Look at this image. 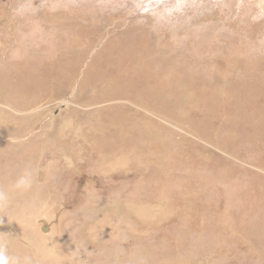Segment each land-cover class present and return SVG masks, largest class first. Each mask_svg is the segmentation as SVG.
<instances>
[{
	"label": "rangeland",
	"instance_id": "obj_1",
	"mask_svg": "<svg viewBox=\"0 0 264 264\" xmlns=\"http://www.w3.org/2000/svg\"><path fill=\"white\" fill-rule=\"evenodd\" d=\"M0 46V260L264 264V0H0Z\"/></svg>",
	"mask_w": 264,
	"mask_h": 264
},
{
	"label": "bare ground",
	"instance_id": "obj_2",
	"mask_svg": "<svg viewBox=\"0 0 264 264\" xmlns=\"http://www.w3.org/2000/svg\"><path fill=\"white\" fill-rule=\"evenodd\" d=\"M41 9V8H40ZM2 17V16H1ZM20 18V17H19ZM26 19V18H25ZM46 25V24H45ZM117 27V26H116ZM26 30V29H25ZM146 33V32H145ZM62 35V34H61ZM82 40V39H81ZM75 43V45L77 44V41L76 42H74ZM80 44V43H79ZM3 46V45H2ZM47 46V45H46ZM1 47V46H0ZM65 48H66V45H65ZM49 51V50H48ZM59 60V59H58ZM7 62V61H6ZM62 62V61H61ZM12 64H14V63H12ZM9 67V66H8ZM25 69H27L25 66H23ZM39 67V66H38ZM23 68V70H25ZM22 68H20V70H21ZM40 71V70H39ZM236 71V70H235ZM2 72V71H1ZM24 73H25V71H23ZM9 76V75H8ZM7 77V76H6ZM14 78V77H13ZM48 77H46V76H42V77H40L35 83L36 84H40L39 85V87H37V89L38 88H40L41 89V85L43 84L42 82L44 81L45 82V80L47 79ZM44 79V80H43ZM54 79V78H53ZM54 80H56V79H54ZM12 81V80H11ZM19 81V80H18ZM57 82H59V85H61V81H57ZM57 82H55V83H53V84H57ZM11 83H13V81L11 82ZM15 83V82H14ZM34 83V84H35ZM64 83V82H63ZM32 85V84H31ZM31 85L30 86H27V89H25L24 87H20V86H15V85H12L10 88H12V91H10L9 93H10V96H11V98L14 100H16L17 101V105L18 106H21V108H31V106L32 107H34V106H36L37 104H38V102H37V100L36 99H34L35 98V96H34V94H33V88L32 89H30V87H31ZM3 86V85H2ZM33 87H34V85H33ZM4 88H2V90L1 91H4L5 89H6V87H5V89L3 90ZM8 91V90H7ZM78 91V90H77ZM29 92H31V97L30 96H26V93H29ZM74 92V91H73ZM4 93H7V92H4ZM3 93V94H4ZM4 95H6V94H4ZM13 95V96H12ZM9 96V97H10ZM2 97V96H1ZM25 97H27L26 99H24ZM30 100V101H29ZM117 101H120V100H117ZM28 108V109H29ZM1 122V121H0ZM5 123V122H4ZM2 124V123H1ZM0 124V125H1ZM4 125L5 124H3V125H1V129L2 130H4ZM6 126V125H5ZM0 129V130H1ZM16 129H19V128H16ZM12 130V129H11ZM6 131V130H5ZM1 134V133H0ZM5 134V133H4ZM4 134H2V135H4ZM142 204V206L143 205H145V204H149V203H141ZM144 207V206H143ZM191 206H186V208L184 209L185 211H184V215H186V212H188V211H190L191 210V208H192V210L190 211L191 213L193 212V209H194V211L196 212V213H198V214H202L201 213V211H204V210H202V208L201 207H199V208H197V206L195 205V204H192V207L190 208ZM139 210L138 211H140V214H142V216H146V213H147V210H145L144 208H142L141 206L140 207H137ZM173 209V208H172ZM205 212V211H204ZM155 213H156V216L159 218V219H161V221L160 222H164V221H166L167 219H170V218H174V217H176L175 216V214H171V215H166V214H164V213H162L161 211H159V210H155ZM171 216V217H170ZM188 217H182L181 216V218L183 219V223L185 224V225H187V223L188 222H191V223H193L194 222V224L196 225H202L201 223H203V222H200V221H198V220H194L193 218H192V216L191 215H187ZM48 219V218H47ZM181 221V220H180ZM179 221V222H180ZM112 222V221H111ZM110 222V223H111ZM182 224V223H181ZM112 225V224H111ZM190 225V224H189ZM116 229V227H114V230ZM98 230H100L99 232H100V234H102V235H105V236H107V235H109V238H112L113 237V229L111 228V227H106V232H104L103 231V229H98ZM97 230V231H98ZM96 231V230H95ZM179 231V230H178ZM45 232V231H44ZM47 232V231H46ZM50 232V231H49ZM55 232V231H54ZM118 232H120L119 230H118ZM48 233V232H47ZM94 233V232H93ZM105 233V234H104ZM107 233V234H106ZM15 234V233H14ZM174 234V233H173ZM58 237V236H57ZM91 237V236H90ZM186 237V236H185ZM45 238V237H44ZM48 238V237H47ZM50 238V237H49ZM51 239V238H50ZM44 240V239H43ZM51 240H53V238L51 239ZM58 240V239H57ZM39 241V240H38ZM40 242H42V241H40ZM37 243V242H36ZM44 243H45V241H44ZM43 243V244H44ZM54 243V242H53ZM38 244V243H37ZM37 244H35V246L37 245ZM43 244L41 245V246H43ZM27 246V245H26ZM39 246V245H38ZM32 247V246H31ZM30 247V248H31ZM33 248V247H32ZM33 249H35V247L33 248ZM35 251V250H34ZM36 253V252H35ZM47 253H48V251H47ZM51 253H52V251H51ZM23 254V253H22ZM37 254V253H36ZM45 254V253H44ZM37 255H39V254H37ZM29 256H30V254H29ZM56 257V256H55ZM29 258H31V257H29ZM46 258H49V257H46ZM45 258V259H46ZM57 258V257H56ZM51 259H53V258H51ZM54 260V259H53ZM46 261V260H45ZM55 261V260H54ZM59 261V260H58ZM50 263V262H49Z\"/></svg>",
	"mask_w": 264,
	"mask_h": 264
},
{
	"label": "crops",
	"instance_id": "obj_3",
	"mask_svg": "<svg viewBox=\"0 0 264 264\" xmlns=\"http://www.w3.org/2000/svg\"><path fill=\"white\" fill-rule=\"evenodd\" d=\"M135 206L136 205H134V207L132 209L130 208L129 212L131 214L127 215L128 214V212H127L125 220L126 221H128V220L131 221L132 220L134 222V224L138 225V226H144V225L149 226V225H153V224H156V223H160L161 219H159L156 216L155 210H159V211H161L164 214H166L164 212V210L165 209L167 210V207L165 209L163 208V204L162 203H160V204L149 203V204L143 205L144 207L140 203V205L137 206V207L141 206L142 208L147 210L146 216L144 217V216H142V214H140V211H138L139 209L137 207H135ZM144 221H146V222H144ZM112 222H111V224H112ZM201 224L203 225V223H201ZM112 226H113V224H112ZM134 231H137V229H134L133 227H131L126 233L128 235H130ZM114 236H115V234L113 233V237Z\"/></svg>",
	"mask_w": 264,
	"mask_h": 264
},
{
	"label": "clouds",
	"instance_id": "obj_4",
	"mask_svg": "<svg viewBox=\"0 0 264 264\" xmlns=\"http://www.w3.org/2000/svg\"><path fill=\"white\" fill-rule=\"evenodd\" d=\"M0 264H5V262L3 260H0Z\"/></svg>",
	"mask_w": 264,
	"mask_h": 264
}]
</instances>
